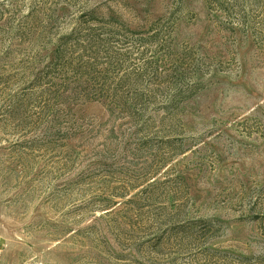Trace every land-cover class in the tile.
I'll return each instance as SVG.
<instances>
[{
    "label": "rangeland",
    "instance_id": "1",
    "mask_svg": "<svg viewBox=\"0 0 264 264\" xmlns=\"http://www.w3.org/2000/svg\"><path fill=\"white\" fill-rule=\"evenodd\" d=\"M0 264H264V0H0Z\"/></svg>",
    "mask_w": 264,
    "mask_h": 264
}]
</instances>
